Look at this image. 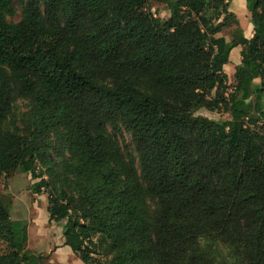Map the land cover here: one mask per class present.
I'll return each instance as SVG.
<instances>
[{"label": "trees", "instance_id": "16d2710c", "mask_svg": "<svg viewBox=\"0 0 264 264\" xmlns=\"http://www.w3.org/2000/svg\"><path fill=\"white\" fill-rule=\"evenodd\" d=\"M231 3L0 0V178L39 180L83 264H264V0L251 38ZM0 242L40 264L1 198Z\"/></svg>", "mask_w": 264, "mask_h": 264}, {"label": "rangeland", "instance_id": "374dc122", "mask_svg": "<svg viewBox=\"0 0 264 264\" xmlns=\"http://www.w3.org/2000/svg\"><path fill=\"white\" fill-rule=\"evenodd\" d=\"M154 12L161 16H167L169 10L166 4L153 3ZM16 15L12 21H19L22 17L20 0H15ZM230 10L233 11L241 26L248 31L253 27L251 14L247 9L246 0H232ZM234 25L224 28L219 36H224L228 41L232 40ZM246 33V32H245ZM249 33V32H248ZM246 35V34H245ZM233 52L230 63L226 66L225 72L229 76V89L235 84L236 66L239 64L240 47ZM260 80L257 79V82ZM230 91V90H228ZM17 113L26 109L25 102H18ZM198 115H203L216 120H226L229 114L218 110L211 112L206 109L200 110ZM127 142L131 143V137L126 134ZM39 181L31 174L20 170L12 172L8 177L0 178V198L11 206V215L14 220L23 221L28 227L27 248L40 257V264H83L78 256L74 254L69 246L65 245L63 225L65 222H50L48 211V194L35 193L33 185ZM6 245L0 242V251H4Z\"/></svg>", "mask_w": 264, "mask_h": 264}, {"label": "crops", "instance_id": "0c3cea01", "mask_svg": "<svg viewBox=\"0 0 264 264\" xmlns=\"http://www.w3.org/2000/svg\"><path fill=\"white\" fill-rule=\"evenodd\" d=\"M253 28H254V27L249 28L248 31L245 29V32H246L245 34H246V36H247L248 38H251V37L253 36V34H254V29H253ZM248 32H249V33H248ZM235 49H236V48H235ZM235 49L232 51V54H233V52L236 51ZM240 49H241V47H240ZM241 59H242V57L239 56V61H240V62H241ZM240 62H239V63H240ZM225 68H226V67H225Z\"/></svg>", "mask_w": 264, "mask_h": 264}]
</instances>
